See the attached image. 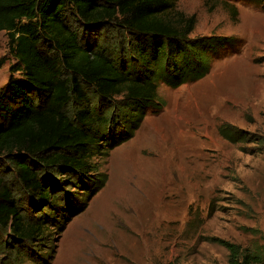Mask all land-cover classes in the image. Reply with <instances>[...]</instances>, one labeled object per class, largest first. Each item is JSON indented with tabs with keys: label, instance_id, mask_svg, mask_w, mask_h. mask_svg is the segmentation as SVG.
<instances>
[{
	"label": "trees",
	"instance_id": "obj_1",
	"mask_svg": "<svg viewBox=\"0 0 264 264\" xmlns=\"http://www.w3.org/2000/svg\"><path fill=\"white\" fill-rule=\"evenodd\" d=\"M194 22L168 0H0L15 61L0 91V264H44L45 244L106 184L94 161L133 138L157 85L202 80L233 45L191 39ZM217 132L260 142L226 124ZM219 244L226 264H264Z\"/></svg>",
	"mask_w": 264,
	"mask_h": 264
},
{
	"label": "rangeland",
	"instance_id": "obj_2",
	"mask_svg": "<svg viewBox=\"0 0 264 264\" xmlns=\"http://www.w3.org/2000/svg\"><path fill=\"white\" fill-rule=\"evenodd\" d=\"M168 1L194 17L191 39L234 43L202 80L157 85L133 138L94 161L106 184L45 244L44 264H226L219 241L264 259V6ZM14 64L0 33V91ZM223 124L260 142L230 144Z\"/></svg>",
	"mask_w": 264,
	"mask_h": 264
}]
</instances>
